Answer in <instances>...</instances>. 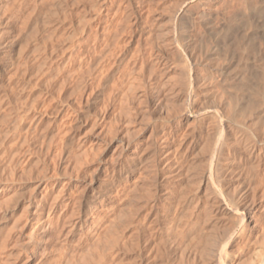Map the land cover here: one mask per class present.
<instances>
[{"label":"bare ground","instance_id":"bare-ground-1","mask_svg":"<svg viewBox=\"0 0 264 264\" xmlns=\"http://www.w3.org/2000/svg\"><path fill=\"white\" fill-rule=\"evenodd\" d=\"M55 2L0 0V79L11 67L25 20ZM98 4L101 13L91 15L97 7L93 1L84 30L91 63L106 56L129 23L138 22L139 8L146 13L150 37L144 38L138 26L115 62L130 56L141 64L139 77L149 69L153 84L169 69L175 76L149 122L142 119L149 140L125 141L124 152H131L120 172L128 178L144 170L145 176L125 196L119 221L90 252L91 264H105L120 240L135 264H264V0ZM59 17L74 18L69 13ZM71 75V67H65L64 78ZM43 118L33 120L38 124ZM13 186V180H0V194ZM113 186L108 181L95 188L83 213L91 212ZM24 206L35 209L26 223L32 230L22 246L27 255L43 242L39 232L53 204L19 192L1 202L0 239L11 235ZM85 222L76 221L73 232ZM131 231L136 242L129 249Z\"/></svg>","mask_w":264,"mask_h":264},{"label":"rangeland","instance_id":"rangeland-1","mask_svg":"<svg viewBox=\"0 0 264 264\" xmlns=\"http://www.w3.org/2000/svg\"><path fill=\"white\" fill-rule=\"evenodd\" d=\"M93 1L97 7L91 15L101 13L99 0H56L25 20L11 67L0 79V180L14 181L13 191L0 194V203L19 192L53 204L39 232L43 242L27 255L22 246L32 231L26 223L35 209L24 206L17 211L11 235L0 239V264H91L90 252L107 237L109 225L119 221L125 196L145 176L144 170L128 178L120 172L131 152H124L123 146L132 137H137L135 143L149 140L142 119L149 122L175 73L169 69L153 84L149 69L139 77L141 64L130 56L115 62L138 26L144 38L150 37L146 13L139 8L138 22L129 23L106 56L91 63L84 30ZM64 13L74 18H58ZM67 66L72 75L64 78ZM55 109L59 114L51 115ZM41 114L44 118L35 123ZM108 181L114 184L109 195L83 213L86 199ZM82 218V230L73 232ZM127 237L131 249L136 231ZM124 249L120 240L105 264H135Z\"/></svg>","mask_w":264,"mask_h":264}]
</instances>
